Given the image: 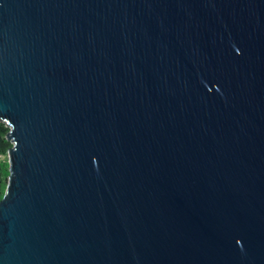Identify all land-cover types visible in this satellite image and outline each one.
Instances as JSON below:
<instances>
[{
  "label": "water",
  "instance_id": "water-1",
  "mask_svg": "<svg viewBox=\"0 0 264 264\" xmlns=\"http://www.w3.org/2000/svg\"><path fill=\"white\" fill-rule=\"evenodd\" d=\"M0 264H264V0H0Z\"/></svg>",
  "mask_w": 264,
  "mask_h": 264
},
{
  "label": "trees",
  "instance_id": "trees-1",
  "mask_svg": "<svg viewBox=\"0 0 264 264\" xmlns=\"http://www.w3.org/2000/svg\"><path fill=\"white\" fill-rule=\"evenodd\" d=\"M7 132V125L5 122L0 121V200L3 198L6 191L10 174L7 153L12 143L7 139Z\"/></svg>",
  "mask_w": 264,
  "mask_h": 264
}]
</instances>
